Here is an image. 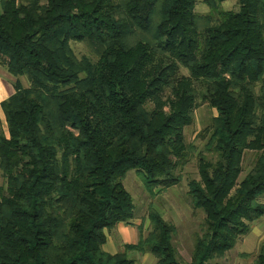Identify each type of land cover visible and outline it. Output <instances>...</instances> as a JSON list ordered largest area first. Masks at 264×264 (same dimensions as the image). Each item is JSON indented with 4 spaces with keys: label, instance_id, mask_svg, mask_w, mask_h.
Listing matches in <instances>:
<instances>
[{
    "label": "trees",
    "instance_id": "obj_1",
    "mask_svg": "<svg viewBox=\"0 0 264 264\" xmlns=\"http://www.w3.org/2000/svg\"><path fill=\"white\" fill-rule=\"evenodd\" d=\"M224 1L0 0V264H213L264 218V0ZM200 101L216 115L198 146ZM191 163L203 220L186 262L153 200ZM130 170L149 225L111 253L109 231L134 221ZM242 256L264 264V242Z\"/></svg>",
    "mask_w": 264,
    "mask_h": 264
},
{
    "label": "rangeland",
    "instance_id": "obj_2",
    "mask_svg": "<svg viewBox=\"0 0 264 264\" xmlns=\"http://www.w3.org/2000/svg\"><path fill=\"white\" fill-rule=\"evenodd\" d=\"M236 2L237 0H226L222 3L221 7L224 10L234 9L236 8ZM197 10L204 12L207 10V7L206 5L200 3L197 6ZM72 47L78 57H81L82 55H88L87 49L82 43H72ZM181 71L185 75L188 74L186 70ZM9 76H11L13 79L12 75L9 74ZM21 82L22 84H25V82L27 83L26 78L22 77ZM196 84L200 89L201 87L199 84ZM215 115L216 111L214 109L200 101L199 106L195 110L194 124L186 131L187 140L195 141L196 144L200 146L202 144V140L196 139V134L201 129L206 127L210 123L211 118ZM250 159L251 157L248 156L245 162L248 163ZM191 179H198L197 170L194 163H191L185 169L184 177L179 185L171 187L167 189L166 192L161 194H156V197L153 200L154 205L161 211L164 218L167 221L169 220L173 222L177 226V233L173 238V245L183 260L186 262H189L191 259L195 235L198 233L199 224L203 220V215L193 210L189 196L187 194V184ZM122 183L125 189L131 194L135 204L133 220H135L136 223L131 224L130 230L133 229L134 231L133 236H131V239H134L132 242H136L139 237L138 225L142 222V217L145 219L144 233L146 232V228L149 225V221L146 220V212L151 200L147 191H145L144 185L136 175L135 170L128 171ZM121 226L123 225H117L108 233V240L111 242L115 240V252L120 250L123 243H126L123 242L125 238L119 234ZM262 242H264V218H262L260 222L255 223L248 234L239 238L232 250L227 252L222 259L215 260L213 264H248L252 261V258H245L242 256V254H255ZM148 254L152 262H146V260H143L142 257H140V260L142 259L145 264H152L155 259L150 253ZM128 256L136 259V261L139 263L138 257L141 256V253L130 252Z\"/></svg>",
    "mask_w": 264,
    "mask_h": 264
},
{
    "label": "crops",
    "instance_id": "obj_3",
    "mask_svg": "<svg viewBox=\"0 0 264 264\" xmlns=\"http://www.w3.org/2000/svg\"><path fill=\"white\" fill-rule=\"evenodd\" d=\"M11 82H12V78H11V76H9L8 71L6 70V68L4 66L0 65V103L2 101L6 100L9 96H11L13 94L14 88H13ZM0 116H1V114H0ZM134 223H136L135 220L132 223H124V222L119 223V224L123 225V226H121V228L119 230V234L125 238L123 242L134 243V242H132V241H134V239H131V236H133L134 231H133V229L130 230L131 224H134ZM252 233H253V231H252ZM108 238H109V234H108ZM114 241L111 242L110 240L107 239L108 243H107V245L105 244V249L111 253H114L116 250V244ZM140 257H142L143 260L145 259L146 262H149V263L152 262L148 253L141 255ZM140 261H142V259ZM142 262H141L142 264H145L144 261H142ZM154 262L155 261H153V263Z\"/></svg>",
    "mask_w": 264,
    "mask_h": 264
}]
</instances>
